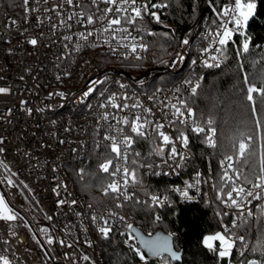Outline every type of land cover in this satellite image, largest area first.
<instances>
[{
    "label": "built area",
    "instance_id": "2783aa9c",
    "mask_svg": "<svg viewBox=\"0 0 264 264\" xmlns=\"http://www.w3.org/2000/svg\"><path fill=\"white\" fill-rule=\"evenodd\" d=\"M144 4L148 10L142 11L143 19L137 17L135 23H129L135 16L131 9ZM154 4L162 6L155 0H136L135 5H124L128 12L123 13L115 11L119 4L108 5L104 0H73L71 5L66 0H0V88L7 89L0 93V148L4 149L0 152V189L19 213L15 220L0 219V257H7L10 264H104L100 227L120 226L123 244L139 247L128 227L136 223L127 208L131 201L154 203L152 196H158L164 205L174 198H207L229 216L223 228L230 229L252 217L264 200V188L247 183L233 159H228L229 153L220 155L217 162L206 153L196 159L194 169L190 167L195 151L188 131L202 135L208 143L211 138V144L217 143V135L212 125L186 109V93L199 83L195 68L220 65L223 45L218 33L224 32L225 25L237 29L233 22L235 0L225 4L229 15L223 14L218 25L206 27V17L194 23L164 66L143 72L138 62L149 49L152 21L156 20L151 13L158 16L160 8L152 7ZM108 7H113L112 13L104 12ZM89 15L96 20L94 24L87 23ZM102 16L106 18L100 19ZM112 18L121 19L113 29L126 31L105 32ZM81 32L93 35L84 41ZM32 39L37 40L36 45L29 43ZM137 116L151 122L143 138L150 140V151L159 157L143 162L135 155L145 143L123 120L131 124ZM157 123L164 125L162 131L184 154L181 167H176L179 156L176 160L169 156L171 145L163 155L158 153L163 145L156 134ZM126 136L135 142L127 148L124 160L112 151L110 138L120 143ZM181 136H187V148ZM121 149L125 150L123 144ZM96 155L102 157L97 167L106 189L110 190L108 185L113 182L120 184L119 193L110 190L113 202L103 208L92 207L70 175L72 168L84 177ZM109 161L112 164L105 172L102 165ZM115 167L134 170L142 183L134 185L129 179L125 188L122 172L111 174ZM153 177L157 179L150 180ZM257 177L249 180L257 183ZM233 186H242L253 195L233 192L237 207L227 198ZM177 188L181 191L174 190ZM184 190L191 199L183 197ZM227 237L233 242L231 255L219 258L221 264H236L232 259L236 245L242 251L248 241L241 243L242 236L234 231ZM49 238L53 243H48ZM34 243L42 246L46 255ZM213 244L218 255L222 247L216 241ZM156 264L167 262L158 258Z\"/></svg>",
    "mask_w": 264,
    "mask_h": 264
},
{
    "label": "trees",
    "instance_id": "16d2710c",
    "mask_svg": "<svg viewBox=\"0 0 264 264\" xmlns=\"http://www.w3.org/2000/svg\"><path fill=\"white\" fill-rule=\"evenodd\" d=\"M155 1L162 3L158 10L160 19L159 22L152 21L148 52L138 62L143 72L164 66L175 53L181 36L194 23L202 22L206 17V27L218 25L224 6L230 0ZM254 2L257 9L247 27L234 30L227 44L223 45L220 65L199 66L194 70L199 83L186 93V109L195 118L215 128L217 143H208L202 135L188 131L191 147L195 151L191 170L196 167V159H202L206 153H211L215 162L220 155L229 153L243 178L249 180L260 175L259 153L264 143L261 139L264 137V96L254 92L251 93L253 99L249 100L248 88H264V0ZM245 42L248 43L246 51L243 48ZM257 120L260 124H257ZM142 141L145 144L141 147L139 158L143 162L159 157L150 151L148 138ZM241 141L250 145L244 157L239 156ZM100 159L101 156H94L85 169L84 177L78 175L81 183L76 182L78 191L96 208L105 207L114 198L112 192L106 189L104 175L97 167ZM155 179L157 177L150 180ZM172 200L164 205L131 201L127 208L135 222L146 232L162 227L171 233L175 246L184 248L181 261H174L168 255L141 260L136 252L140 248L124 245L121 228L117 226L111 229L107 238L102 236L99 239L104 264H156L158 258L165 259L167 264H221L219 256L203 243L208 234L218 231L226 235L234 231L242 236L241 243L248 241L242 251L236 245L232 253L236 264H249L252 260L264 264V200L252 217L243 218L230 229L223 228V222H229V216L221 211L217 202L208 201L207 198L199 201ZM216 244L220 242L216 241ZM34 245L43 253L42 246Z\"/></svg>",
    "mask_w": 264,
    "mask_h": 264
},
{
    "label": "snow or ice",
    "instance_id": "6c2138e0",
    "mask_svg": "<svg viewBox=\"0 0 264 264\" xmlns=\"http://www.w3.org/2000/svg\"><path fill=\"white\" fill-rule=\"evenodd\" d=\"M66 2L68 4H73V0H66ZM25 3H27V0H25ZM105 4L108 5H113L116 6L119 4L118 7L115 8L116 12H123V13H127L128 12V8L124 7V5H135L136 0H104ZM152 7H161V5H152ZM257 9V4L254 2V0H247V2H243V0H235V11L237 12V15L233 18V22L236 25V28L239 29L241 27H247L249 19L252 18L256 12ZM113 7H108L104 9L105 13H112L113 12ZM134 13L135 16L131 17L128 22L129 23H135V19L137 17L143 19L142 16V11H147L148 10V4H144L141 7H134L131 9ZM229 9H225L224 10V15H229ZM81 16H83V13L79 14ZM151 15H153L155 17V19L159 22V16L156 15V13H151ZM106 17L102 16L100 17V19H105ZM69 20L72 19L71 15L68 17ZM87 19V23L88 24H94L96 22V20L93 18V16L89 15L86 17ZM63 23V21H62ZM121 24V19L120 18H112L109 20L107 26L104 28L105 32H108L110 30H114V31H126V29H113L114 25H120ZM70 27V25H69ZM233 34V30L231 28H228L227 25H225V30L221 35V38L219 40V43L221 45H226L228 40L231 38ZM80 37L84 40L87 41L88 37L93 35V33L88 32L87 34L81 32ZM65 39H70V37H65ZM29 43H31L32 45H36L37 44V40L36 39H32L29 41ZM105 43H107V41H105ZM184 43H187V41H184ZM97 45H92V47H96ZM244 50L246 51L248 49V43L245 42L243 45ZM79 50V49H77ZM136 48L135 46L132 47V51H135ZM210 66V65H209ZM3 92H7V89L4 88H0V93ZM248 92H249V96L248 99L252 100L253 97L251 95V93L254 92H259L261 96H264V88H256L255 86H251L248 88ZM115 107H121L120 105H114ZM150 111V110H149ZM182 115V113H180ZM257 124H260V121L257 120L256 121ZM151 122L148 120H142L141 117L137 116L135 117L134 121L130 124V122L125 119L123 120V124L125 125H129V127L131 128V132L135 133L137 137H146L147 136V132H146V128L147 126L150 124ZM211 123V122H209ZM164 128L163 124L157 123L155 125V130H156V134L157 136L161 139L162 141V145L158 147V153L160 155H163L164 151H165V147L171 145L170 149H169V156L173 159L176 160V157L179 156L180 160L176 161V167H181L182 166V161L184 159V154L182 152H178L176 146H175V141L172 139V137H170L169 135L165 134L164 131H162V129ZM196 131H203V129H196ZM113 139V143L111 145L112 147V151L114 153H116V155L124 160L127 159V148L131 147V145L135 142L133 140V138L131 136H126L120 143H116L114 138H110ZM181 141H182V145L184 148L188 147V138L187 136H181L180 137ZM249 140H251V137H248ZM262 140H264V137L261 138ZM3 143V140L0 139V144ZM209 143H212L211 138H209ZM121 144H123L125 146V150L122 152L121 149ZM250 145L241 141L239 143V156L240 157H244L245 153L249 150ZM260 153H259V163H260V175L257 177L258 182L257 183H253L251 180H248L247 178H245L246 182L249 184H252L253 188H264V143L261 144L260 146ZM4 151L3 148H0V152ZM135 155L139 156L140 154L137 152L135 153ZM229 160L232 159V157H228ZM165 163H167V161H165ZM112 162L109 161L108 163H105L102 165V168L105 172L109 171V167L111 166ZM231 167V165H229ZM149 167H151V165H149ZM122 172V180H123V184L125 186V188L127 187L128 183H129V179L131 180V182L135 185V184H139L142 183L141 180H139L137 178L136 172L134 170H129L128 168H123V170H121V168L119 167H115L113 172L111 173L112 175H116L118 173ZM154 174H158V173H154ZM237 176H239V173H237ZM228 180H232V177H228ZM8 183L11 184L12 180L9 179ZM234 183V182H233ZM187 187H192V185H187ZM108 188L114 192V193H119L120 192V184L119 182H113L111 184L108 185ZM175 191H181L179 188L174 189ZM233 192H235L237 194V196L244 194L246 196H252L253 192L252 191H246L244 187L242 186H233L231 191H229L227 193V198L228 200H230L232 202L233 205H236L237 207H239V204L237 202V200L235 198H233ZM183 197H185L186 199H191V197L188 196V192L186 190H184L182 192ZM257 198H259V194H257ZM152 201L154 203L160 204L162 203L160 197L158 196H152ZM60 203H64V201H60ZM74 203V202H73ZM119 206V205H118ZM0 219H4V220H15L16 216L14 214H12L11 209L8 207L7 203L4 201V197L2 195H0ZM50 219V218H49ZM121 219H123L121 217ZM157 220L160 219V217H156ZM93 220H95V217H93ZM105 224H107V221H104ZM129 228H131V225H128ZM44 231H47V229H44ZM99 231L102 233V235L107 238L111 228L110 227H100ZM135 238V237H133ZM214 241H219L220 245L222 247V250L218 252V255L220 258H224V257H229L231 255V249L233 247V242L226 239V237L224 235L221 234H216L213 236H208L205 238V240L203 241V243L212 250L214 249ZM48 243L51 244L53 243V240L51 238H49ZM60 243H63V241H60ZM90 243V242H89ZM145 246L149 248V250H152L153 248V244H151L149 241H145ZM68 247H71V245H68ZM165 249L170 251V248L167 247V242L165 243ZM137 254L140 256L141 260L145 259V256L143 254V252H141L140 249H136ZM172 256L175 258H178L176 253H172ZM85 260H88L89 257L85 256L84 257ZM0 261H2V264H10L9 260L7 259V257H0ZM249 264H260V261L257 260H252L249 262Z\"/></svg>",
    "mask_w": 264,
    "mask_h": 264
},
{
    "label": "water",
    "instance_id": "95a60500",
    "mask_svg": "<svg viewBox=\"0 0 264 264\" xmlns=\"http://www.w3.org/2000/svg\"><path fill=\"white\" fill-rule=\"evenodd\" d=\"M135 234L137 243L145 257H153L158 255H168L174 261H181L183 257L184 248H177L174 244V237L171 233L165 231L162 227H157L152 232H146L138 224H133L131 227ZM145 241L153 244L152 250L145 246ZM170 251L165 249V243ZM176 253L178 258L172 256Z\"/></svg>",
    "mask_w": 264,
    "mask_h": 264
},
{
    "label": "rangeland",
    "instance_id": "374dc122",
    "mask_svg": "<svg viewBox=\"0 0 264 264\" xmlns=\"http://www.w3.org/2000/svg\"><path fill=\"white\" fill-rule=\"evenodd\" d=\"M159 79H160V77H158L156 80L158 81ZM70 175H71V178L73 179V181L75 182V184H76V182L77 183H81L80 177L78 176V172L76 170L70 168ZM0 195H2L4 197V201L7 203L8 207L11 209L12 214L17 216L19 214L18 211L14 208V205L8 201V199L5 197V195H4V193L2 192L1 189H0ZM216 234L224 235L226 237V239H228L227 235L224 232H222V231H218V232L213 233V234H208L206 237L213 236V235H216ZM228 240H230V239H228ZM43 254L46 255V252L44 250H43Z\"/></svg>",
    "mask_w": 264,
    "mask_h": 264
}]
</instances>
